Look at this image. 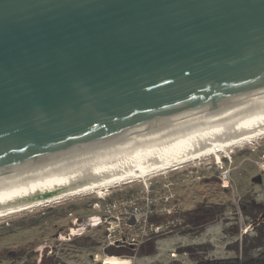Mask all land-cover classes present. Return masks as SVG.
<instances>
[{
	"label": "water",
	"instance_id": "obj_1",
	"mask_svg": "<svg viewBox=\"0 0 264 264\" xmlns=\"http://www.w3.org/2000/svg\"><path fill=\"white\" fill-rule=\"evenodd\" d=\"M264 101V0H0V179Z\"/></svg>",
	"mask_w": 264,
	"mask_h": 264
},
{
	"label": "rangeland",
	"instance_id": "obj_2",
	"mask_svg": "<svg viewBox=\"0 0 264 264\" xmlns=\"http://www.w3.org/2000/svg\"><path fill=\"white\" fill-rule=\"evenodd\" d=\"M232 150L229 154L221 152L219 161L214 157L204 158L144 180L111 187L104 199H99L101 195L84 194L1 217L0 264L21 263L17 258L4 259L1 254L5 250L24 252L30 262L44 256L56 264H99L93 262V254L103 256L106 252L101 247L107 240L113 244L123 243V239H118L120 230L128 234L118 214L121 210L129 211L130 202L127 207L118 206L120 210L109 212L106 222L97 219L98 215L113 199L119 204L136 198L142 204L136 194L143 192L145 182L156 192L165 193L172 188L184 209H192L199 203L218 206L221 209L219 218L197 232L189 230L181 217L182 229L155 234L162 235L156 241L154 255L138 257L136 252L130 251L132 255L109 257L104 264H197L201 256L205 259L229 258L236 256L241 248L256 256L264 248V207L257 215L254 207L257 203L264 205V138ZM218 162L223 171H218L215 165ZM148 196L157 202L154 194ZM244 204L245 212L241 209ZM88 221H99V224L94 228L87 225ZM73 227V235L68 236ZM89 228L94 229L87 231ZM119 245L129 251L135 242L129 240Z\"/></svg>",
	"mask_w": 264,
	"mask_h": 264
},
{
	"label": "bare ground",
	"instance_id": "obj_3",
	"mask_svg": "<svg viewBox=\"0 0 264 264\" xmlns=\"http://www.w3.org/2000/svg\"><path fill=\"white\" fill-rule=\"evenodd\" d=\"M260 138H264V101L170 125L0 179V218L84 194L100 196L111 187L204 158L219 161L220 154Z\"/></svg>",
	"mask_w": 264,
	"mask_h": 264
},
{
	"label": "built area",
	"instance_id": "obj_4",
	"mask_svg": "<svg viewBox=\"0 0 264 264\" xmlns=\"http://www.w3.org/2000/svg\"><path fill=\"white\" fill-rule=\"evenodd\" d=\"M215 165L219 169L218 171L224 170L220 162L216 163ZM207 167L210 168L211 165L209 166L207 165ZM226 174L227 173L222 172V175L224 177L227 176ZM143 187L145 188L143 192L141 194H136L140 196V197L138 196L137 197L139 199L141 198L140 200H142V204H140V202L136 198H132L130 200L126 199L129 201L120 202L119 204L118 202L111 200L113 202L109 201V204H106L108 208L103 210V213L101 215H98L99 217H97V219H101L102 222H106L107 215L109 212H111L112 210H120V209H117L118 206L127 207L129 206V202H130V207H129L130 210L129 211L121 210L119 211L120 213L118 214V216L122 220V224L124 225V226L123 225L121 226L125 229V231H127L128 229V234H122L123 233L122 230L119 231L118 239H123L122 241L123 243L119 242L117 244H113L111 241L107 240L105 244H103L101 249H105L107 246H110V245L120 247L119 244L124 245V241L128 243L129 240H133L135 242V245H133L130 248H132L134 252H137L138 247L147 238L155 235L156 233H159V232L170 233L177 228H182L181 225H182L183 219L181 220V217L179 215V213L182 210L181 204L176 194L172 191V188L171 190L164 191L165 193H163L161 191L156 192L157 190L150 188L149 184H147L146 182L144 183ZM164 187H169V186L165 185ZM109 193L110 192L107 190L104 195H101L99 197V199H104V197L108 195ZM151 194H154L157 197L156 203L150 199V196H148ZM95 209L98 211L100 210V207H95ZM104 211L106 212V214L104 213ZM153 215L166 216V220L160 223H156V222L152 223L150 221V217ZM98 224H99V221H88L87 222L88 226L90 225L93 227ZM141 224L143 225L142 227H141ZM94 228H89L87 229V231L93 230ZM73 230H74V227L70 228L68 232V236L73 235ZM171 255H175V253H172ZM108 257L112 258L113 256H105V257L100 258L98 254L96 253L94 255L93 260L95 262H102V264H104L105 259Z\"/></svg>",
	"mask_w": 264,
	"mask_h": 264
},
{
	"label": "trees",
	"instance_id": "obj_5",
	"mask_svg": "<svg viewBox=\"0 0 264 264\" xmlns=\"http://www.w3.org/2000/svg\"><path fill=\"white\" fill-rule=\"evenodd\" d=\"M165 186V185H164ZM109 195V194H108ZM107 195V196H108ZM114 200V199H113ZM256 215L261 212L264 205L257 203L255 204ZM181 212L179 213L180 217L183 219V223H185L189 228V230H196L197 232L202 230L205 226L217 221L220 214V208L218 206H208L204 203H199L192 209H184L181 206ZM242 211H246L245 204L241 206ZM248 211V209H247ZM166 220V216H151L150 221L160 223ZM182 229V228H181ZM171 233V232H170ZM167 234V233H165ZM160 235H153L147 238L137 249L135 253L138 257H147L154 255L156 253V241L160 238ZM106 253H103L102 257L105 256H127V254L132 255L134 253L133 250L127 251L122 247H115L114 245L107 246L104 250ZM132 251V252H130ZM182 251V250H181ZM130 252V253H128ZM96 254V253H95ZM92 256V260L94 255ZM4 259L14 260L17 258L21 261L20 264H56V261H51L49 258H45L44 256L39 257V259H35L33 261H29L26 259L24 252L21 251H11L5 250L1 254ZM115 257V258H116ZM3 259V260H4ZM24 259V260H23ZM50 262V263H49ZM93 262H95L93 260ZM102 264V262H98ZM174 264V263H173ZM197 264H264V248L260 251L256 256H253L249 253L246 248H241V250L237 253L236 256L229 257V258H221V259H205L204 257H200L197 259Z\"/></svg>",
	"mask_w": 264,
	"mask_h": 264
}]
</instances>
